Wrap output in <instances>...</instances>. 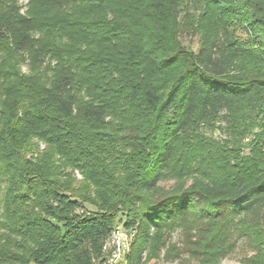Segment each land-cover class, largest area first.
Instances as JSON below:
<instances>
[{
  "label": "trees",
  "instance_id": "16d2710c",
  "mask_svg": "<svg viewBox=\"0 0 264 264\" xmlns=\"http://www.w3.org/2000/svg\"><path fill=\"white\" fill-rule=\"evenodd\" d=\"M201 1L211 12L192 50L181 0H31L28 15L0 0V264H107L119 221L125 264H145L153 231L181 221L202 226L200 264H218L234 225L264 264L262 147L235 162L218 153L213 178L160 187L201 123L223 116L237 134L264 112V0ZM230 22L248 52L221 33ZM26 52L56 61L50 85L20 75L10 59Z\"/></svg>",
  "mask_w": 264,
  "mask_h": 264
},
{
  "label": "rangeland",
  "instance_id": "374dc122",
  "mask_svg": "<svg viewBox=\"0 0 264 264\" xmlns=\"http://www.w3.org/2000/svg\"><path fill=\"white\" fill-rule=\"evenodd\" d=\"M18 6V13L28 15L33 11L31 0H15ZM74 4V3H71ZM77 4V2L75 3ZM56 9H49V13H55ZM59 12H61L59 10ZM211 12L207 4L201 0H181L180 21L182 24L181 40L183 44L192 50H196L200 38V23L204 20V14ZM228 36L227 41L233 42V46L240 47L244 52H248L249 47L253 46L245 30L240 28L238 23L230 22L226 28L222 29V34ZM40 32L34 31L36 39L40 38ZM12 47V40L9 39ZM17 55L20 56L19 62ZM14 54L12 63L18 67L21 76H35L41 82L50 85L54 76L53 66L55 60L48 57L43 65L35 66V62L29 52ZM6 57V56H5ZM2 58L0 57V63ZM50 65V67H49ZM77 92L80 100H89L87 89L83 86V79L77 82ZM114 123H120V120L113 118ZM227 121L223 116L217 118L212 123H201L189 139L180 145V155L177 162L168 170L166 178L160 182L162 191L171 189L179 180L200 177L204 179L213 178L222 168L214 165V157L221 158L226 154L232 162L236 159H245L250 157L255 151L256 146L262 147L264 152V112L256 116L253 121L242 122L238 124L237 134L229 131ZM216 150V151H215ZM220 153V154H218ZM190 156L196 157L194 161L188 159ZM209 160V163L207 161ZM221 160V159H218ZM217 160V162H218ZM78 179H82V174L76 171ZM184 175V176H183ZM183 176V177H182ZM1 195V192H0ZM89 210L93 206L85 205ZM86 210H80V213ZM124 220V219H122ZM186 226L183 221L172 224L171 226L153 231V240L147 251L145 264H200L199 260L193 257L192 247L195 242H204L198 226ZM120 233H113L104 246V254L107 257V264H125V252L128 248L131 234L124 228L122 222H118ZM231 240L234 242L231 248L218 257V264H260L254 260L258 251L252 248L244 237L235 232V225L231 230Z\"/></svg>",
  "mask_w": 264,
  "mask_h": 264
},
{
  "label": "built area",
  "instance_id": "2783aa9c",
  "mask_svg": "<svg viewBox=\"0 0 264 264\" xmlns=\"http://www.w3.org/2000/svg\"><path fill=\"white\" fill-rule=\"evenodd\" d=\"M113 233H120V229L118 228V226L114 228Z\"/></svg>",
  "mask_w": 264,
  "mask_h": 264
}]
</instances>
